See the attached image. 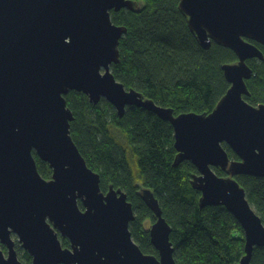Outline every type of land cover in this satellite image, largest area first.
<instances>
[{
    "label": "water",
    "instance_id": "obj_1",
    "mask_svg": "<svg viewBox=\"0 0 264 264\" xmlns=\"http://www.w3.org/2000/svg\"><path fill=\"white\" fill-rule=\"evenodd\" d=\"M136 8L130 0H0V264H23L17 242L31 264H177L173 230L150 189L141 197L156 217L149 234L158 257L133 240L128 195L114 186L102 191L71 136L65 96L72 91L94 105L106 100L120 118L134 106L169 122L174 166L191 162L198 171L191 184L201 193L200 208L224 207L244 232L238 264H252L255 248L264 247L263 220L236 180L264 178V105L246 101L254 76L247 62H264L254 44L264 46V0H180L199 45L209 50L215 43L238 58L222 67L230 88L210 114L176 116L116 80L112 66L121 61L128 30L111 13ZM34 153L52 170L49 180Z\"/></svg>",
    "mask_w": 264,
    "mask_h": 264
},
{
    "label": "trees",
    "instance_id": "obj_2",
    "mask_svg": "<svg viewBox=\"0 0 264 264\" xmlns=\"http://www.w3.org/2000/svg\"><path fill=\"white\" fill-rule=\"evenodd\" d=\"M131 1L138 3L135 11L111 13L112 22L128 30L120 41L121 61L112 66L116 80L145 99L173 109L176 116L213 112L230 88L222 67L236 63V54L215 43L209 50L203 49L179 10L180 0ZM254 44L264 54V46ZM247 63L254 76L247 81L251 95L246 101L253 106L264 105V63L254 59ZM65 99L74 116L71 136L88 167L100 175L102 191L107 193L114 186L128 195L136 217L130 232L145 254L159 256L146 228L147 221L156 217L138 193V184L150 189L160 202L173 230L171 242L177 264L241 261L245 238L240 224L224 207L200 208L201 193L191 184L198 171L191 162L174 166L178 153L169 122L134 106L120 118L106 100L94 105L79 92L72 91ZM223 146L231 160H239L232 149ZM34 157L40 175L49 180V165L35 153ZM215 171L226 176L220 169ZM236 180L264 223V178L238 176ZM61 241L63 247H69L66 239ZM16 249L23 264L32 263L19 243ZM252 264H264V247L255 248Z\"/></svg>",
    "mask_w": 264,
    "mask_h": 264
},
{
    "label": "rangeland",
    "instance_id": "obj_3",
    "mask_svg": "<svg viewBox=\"0 0 264 264\" xmlns=\"http://www.w3.org/2000/svg\"><path fill=\"white\" fill-rule=\"evenodd\" d=\"M131 1V0H130ZM135 2V1H134ZM135 3H137V2H135ZM138 4V3H137ZM139 4H141L142 5V3H139ZM254 60H257V61H259V62H261V63H264V62H262V61H260V60H258V59H254ZM138 186L140 187V190H139V194L141 195L142 194V191L144 190L143 189V187L140 185V184H138ZM142 190V191H141ZM156 222V220H149V221H147V223H146V228L148 229V230H150L151 229V227L153 226V224ZM62 238V237H61ZM60 238V239H61ZM65 239V238H64ZM67 240V239H66ZM68 241V240H67ZM69 242V241H68ZM18 243V242H17ZM21 247V246H20ZM69 247H70V243H69ZM69 247H64V248H69ZM3 249H5V248H3ZM22 249V248H21ZM4 251H6V249L4 250ZM21 254V253H20ZM20 254H18L19 256H20ZM22 255V254H21Z\"/></svg>",
    "mask_w": 264,
    "mask_h": 264
},
{
    "label": "flooded vegetation",
    "instance_id": "obj_4",
    "mask_svg": "<svg viewBox=\"0 0 264 264\" xmlns=\"http://www.w3.org/2000/svg\"><path fill=\"white\" fill-rule=\"evenodd\" d=\"M150 230H151V229H150ZM150 230H149V231H150Z\"/></svg>",
    "mask_w": 264,
    "mask_h": 264
}]
</instances>
